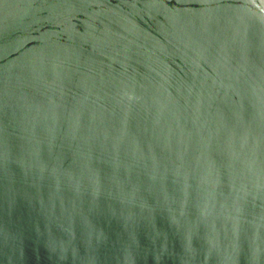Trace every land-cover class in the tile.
Segmentation results:
<instances>
[{
    "label": "water",
    "instance_id": "obj_1",
    "mask_svg": "<svg viewBox=\"0 0 264 264\" xmlns=\"http://www.w3.org/2000/svg\"><path fill=\"white\" fill-rule=\"evenodd\" d=\"M0 264H264V0H0Z\"/></svg>",
    "mask_w": 264,
    "mask_h": 264
}]
</instances>
